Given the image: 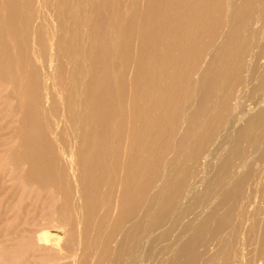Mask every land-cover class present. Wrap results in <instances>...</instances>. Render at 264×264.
Wrapping results in <instances>:
<instances>
[{
    "label": "bare ground",
    "instance_id": "1",
    "mask_svg": "<svg viewBox=\"0 0 264 264\" xmlns=\"http://www.w3.org/2000/svg\"><path fill=\"white\" fill-rule=\"evenodd\" d=\"M40 5L0 0V94L9 99L2 114L12 118L2 146L21 182L12 206L28 183L36 195L45 189L38 217L30 221L35 225L60 201L49 219L77 232L71 250L65 244L70 264L83 262L80 235L100 246L95 264L122 258L143 264L167 223L200 207L175 239L171 228L165 230L173 242L155 252L157 264H264V69L247 92V77L264 56V0H43L50 31L35 25ZM23 63L29 66L24 73ZM65 64L67 92L51 91L56 78L62 85ZM249 92L255 99L247 102ZM48 98L70 127L79 123L67 147L58 123L41 120ZM184 102L190 112L166 154L170 140L161 145L164 138L150 132L171 130ZM106 135L118 137L114 152L105 148ZM211 159L219 166L206 178ZM13 173L1 179L10 182ZM18 231L25 235L24 228ZM29 237L33 251L50 253L40 260L52 264L57 238L42 228Z\"/></svg>",
    "mask_w": 264,
    "mask_h": 264
},
{
    "label": "rangeland",
    "instance_id": "2",
    "mask_svg": "<svg viewBox=\"0 0 264 264\" xmlns=\"http://www.w3.org/2000/svg\"><path fill=\"white\" fill-rule=\"evenodd\" d=\"M40 2H41L40 12L38 15V19L35 22V25L37 27L39 25V28L41 29V31L42 30L50 31V28L52 26V23L50 21V17L47 15L45 16L44 13L46 12V9L43 5V0H40ZM34 4H35V1H34ZM33 6H35V5H33ZM75 9L77 10V9H79V7L75 8ZM78 14H79V12H78ZM32 19H33V16H32ZM222 21H223V18H222ZM31 24H30V27H31ZM54 24H55V21H54ZM78 28H79V26H78ZM81 29H82V27H81ZM220 31H221V26H219V28L217 27L216 31L212 35L210 42H209V46L217 38ZM56 35H57V29L55 30V37H56ZM42 36L44 37V35H42ZM263 43H264V26L261 28V45ZM25 44H26V50H31V43L28 39H27ZM205 51H206V48L203 50L202 55L197 58L196 65L194 67L195 69L199 67V64L202 60V57H203ZM257 52H258V50H257ZM42 53H43V49L40 51V54H42ZM259 58L261 59L259 61V63L256 65H253V67H252V70H255V72L254 73L250 72V74L247 77L248 82H250L248 84L247 92L250 90L252 85H254L258 82V78L260 76V73L262 76L263 69H264V56H261ZM42 59H43V62L45 63L44 56H42ZM68 67L69 66L66 65V68L64 69V71H62L63 72V74H61V77L63 79V80H61L62 85L60 83V79L56 78L58 80V85L54 86V88L52 87L51 91H54L58 87V89H62L63 94H65L67 92L66 89H68L69 85L71 84V79L69 78V75L67 76ZM28 68H29L28 64L23 63L22 66L19 68V71L24 73V72L28 71ZM44 74H46V72ZM3 80H4L3 77L0 76V90L5 87V81H3ZM81 80H82V77H80L75 83L76 92H79V90H80L79 89L80 88L79 83ZM48 83H51V82L48 81ZM192 83H194V78H192V80H191V84ZM23 85H24V79H23ZM51 86L52 85H50L49 87H51ZM72 89H73V87H72ZM50 94H51V92H50ZM254 99H255L254 94L250 93V92L246 98H243V100H245L247 102L253 101ZM8 101H9V99H5L3 97V95L0 94V264H6V263L7 264H14V263H17V264H46L44 261L40 260L42 258L40 256H46L49 258L50 253L44 254L41 252L33 251L34 247H32V238L29 237L33 233H38V230L40 228L44 229L45 231L46 230L50 231L51 232V238H57V241H55V243L57 242L58 245L54 244V247L56 246L57 248L55 250H53V252L51 253V257H50V260L53 261L52 264H70V261H71V257L69 256L70 252L67 251L68 247L65 248V244L69 243L70 247L68 250H71V246H73V244H75L77 232L75 231L73 225L72 226L66 225L64 227L61 226L60 228H58L60 226V224L63 225L64 223H59L57 221V219H54V220L49 219L50 214H51L50 218H53L56 216L54 213V208L59 206L60 201L56 202L55 205H52L53 207L50 211L49 210L43 211L42 212L43 218L42 219L40 218L41 221L40 220L37 221V224H35V225H34L35 222L32 225L30 223V221H31L33 216L38 217V213L40 212L39 206H40L41 202H43V199H44L41 196H43V197L46 196V193H44L45 189L43 190V193L41 192L43 195H39V194L36 195L35 191L30 192V190H31L30 188L33 187V184L28 183L27 185H25L26 186V188H24L25 190L22 191L23 192L21 195L22 197L18 198L17 204L14 203L15 205L12 206L13 205L12 201L16 202L15 198L19 197L18 194H20L19 190H20L21 182H20V179H18L16 177V171L18 168H15L16 165L13 167V165L11 164V162L9 160V156L7 155L8 154L7 150L6 151L3 150L5 148V145L2 146V144L5 142L4 139L2 140V138H4L5 134H6V136L8 135L6 132H9V131H5L4 127L7 126L12 119V118L9 119V113H7L6 115L2 114L6 110L5 107H7V106L9 107ZM17 102H18V104H20L22 102V99H21L20 95H18V94H17ZM17 102L15 101V105H18ZM51 102H52V99L48 98L46 106H44L43 108L41 107L42 108L40 111L41 120H44V117H45V119L49 120L50 122L56 121L58 123L57 130L61 134L60 140L63 142V145H65L67 147L68 143L70 142L69 139L71 138V136L73 134L79 132V130L77 129V126L79 123L75 122V123H73V126L70 127L69 122L65 121V118H61V116H60V106L58 104H56L53 108L49 105ZM243 104H244V102H243ZM48 107H49V109H48ZM50 107H51V109H50ZM190 107H189V104L187 102H184L183 104L180 105V107H177V117L175 118L176 122H175V120L171 121V125H173L171 130H168V129L167 130H161V129H152L151 130L150 135H149L150 137L154 134H158V135L162 136V138H164L162 141H160L161 145L166 140L167 141L170 140V146H169V149L168 148L166 149V154L170 153V150L172 148L171 147L172 141L178 136V131H179V128L181 126V121L185 116H187L189 114ZM15 119H16L15 124L17 125V123H16L17 118H15ZM168 121H170V118H167L166 120L163 121V123H164L163 126H167ZM10 130H11V128H10ZM11 134H12V131H11ZM105 137L107 138V141H105V144L107 146L105 148H109L110 151L112 149L111 152H114L117 149V147L115 148V146H114V142L117 141L118 137L113 136V135H111V136L106 135ZM148 146H149L148 157L151 158V156H152L151 142H148ZM156 150H158V147H157V149H155V151ZM262 151H263V149L261 150V152ZM254 157H252V158H254ZM163 160H164V157L162 158L160 164H162ZM210 163L211 164L208 165V168H207L208 173L206 175V178L211 177L219 166L217 160H215V159H211ZM20 164L21 163H17V166ZM261 165H263V163H261ZM261 165H259V167H261ZM12 168H13V171L15 173L14 180L10 181L11 183L6 181V180L3 181L1 179V177L5 173H7L9 170H11ZM159 173H160V171H159ZM158 176L159 175H157L155 177V179ZM12 182H13V184H12ZM2 183L4 184V188H6V186H8V188L5 189V192L7 191L6 193H8L11 191L9 194H12V196L11 195L8 196V194H7L8 197L6 196V194L3 191L4 188H3ZM11 185H13V186L10 188ZM34 186H35V184H34ZM99 188L101 191L107 189V194L110 193V195H108L110 198H112L114 196V192L109 188V186L101 184L99 186ZM7 189H9V191ZM17 190H18V193H17ZM34 196H36L37 198ZM6 198H8L10 200V202H7ZM35 198L36 199L40 198V200L36 201ZM33 201L36 202L35 203L36 205L34 204ZM7 203L8 204L10 203L9 204L10 207L8 206ZM191 203H192V197H189L188 199L185 200L183 210L188 209L189 205ZM5 205L7 206V208L8 207L9 208L8 209L5 208L6 207ZM28 205H29V208L27 209L26 207ZM30 206H32V207H30ZM41 206H42V204H41ZM33 208H36V209L38 208V209L36 210ZM200 208H197L195 213H192L191 215L189 214L186 217H183V214H182L176 223H174L173 220L169 221L167 223V226L162 230L163 234H160L158 236V238L156 240H154V242L152 243L153 248L155 247L156 250H152L153 251V252H151L152 255L150 254L148 256L150 258H147V256H146V259H149L148 260L149 262L145 259V262L144 263L142 262V263L143 264H147V263L157 264L160 261V259H159V256L156 255L155 252L159 251L160 248L163 246V244H168V242L169 243L173 242V238L176 237L175 235H178V233H179L178 231L181 228H183L185 226V224L187 223V218L191 217L193 219V216L199 212ZM23 220H26L27 223L22 224L21 222ZM18 227H19V229H21V228L25 229V235L24 236H20V232L18 231ZM167 228H171L173 230L172 231L173 238L171 236V238H170L171 240L167 239L168 235L165 234V230H167ZM174 232H175V234H174ZM80 237H81L80 238L81 241L85 242V246L84 245L82 246L80 253H79V256L83 258L82 264H95V258L93 256V254L95 252H96V254L99 252L100 246L95 245L94 240L92 238L87 239V237L85 235H82V236L80 235ZM110 247H111V243L109 244V249H110ZM124 261H125V258H122L116 264H126V263H124ZM105 262H106V260L104 262H102L101 264H105ZM96 264H100V263L96 261ZM108 264H115V263L111 262Z\"/></svg>",
    "mask_w": 264,
    "mask_h": 264
}]
</instances>
